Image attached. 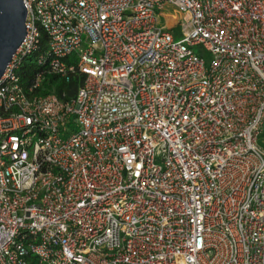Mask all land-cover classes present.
I'll use <instances>...</instances> for the list:
<instances>
[{"label":"built area","instance_id":"2783aa9c","mask_svg":"<svg viewBox=\"0 0 264 264\" xmlns=\"http://www.w3.org/2000/svg\"><path fill=\"white\" fill-rule=\"evenodd\" d=\"M24 5L0 264H264V0ZM46 75L81 86L43 95Z\"/></svg>","mask_w":264,"mask_h":264},{"label":"water","instance_id":"95a60500","mask_svg":"<svg viewBox=\"0 0 264 264\" xmlns=\"http://www.w3.org/2000/svg\"><path fill=\"white\" fill-rule=\"evenodd\" d=\"M26 19L24 0H0V79L26 38Z\"/></svg>","mask_w":264,"mask_h":264},{"label":"trees","instance_id":"16d2710c","mask_svg":"<svg viewBox=\"0 0 264 264\" xmlns=\"http://www.w3.org/2000/svg\"><path fill=\"white\" fill-rule=\"evenodd\" d=\"M45 40V35H43ZM41 68L35 64V59L28 60L26 66L22 70V80L25 84L30 85L35 81L37 74ZM81 79L74 78L70 83H65L55 75H46L40 94L46 95L52 90L63 100H68L74 97L81 86Z\"/></svg>","mask_w":264,"mask_h":264},{"label":"rangeland","instance_id":"374dc122","mask_svg":"<svg viewBox=\"0 0 264 264\" xmlns=\"http://www.w3.org/2000/svg\"><path fill=\"white\" fill-rule=\"evenodd\" d=\"M160 24H161V22H160ZM193 50L196 54H199V51H200L199 48H194ZM261 138H264V132L262 133Z\"/></svg>","mask_w":264,"mask_h":264}]
</instances>
